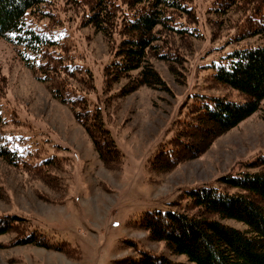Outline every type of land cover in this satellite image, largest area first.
<instances>
[{"label":"trees","instance_id":"1","mask_svg":"<svg viewBox=\"0 0 264 264\" xmlns=\"http://www.w3.org/2000/svg\"><path fill=\"white\" fill-rule=\"evenodd\" d=\"M62 1L58 6L53 0H0V39L15 48L20 61L46 84L54 99L72 110L103 163L118 170L124 156L104 119L102 96L104 101L108 96L121 98L142 86L170 91L152 59L172 64V72L177 74L175 66L187 57L179 49L180 44L187 45L190 39L201 36L196 24V0ZM209 5L208 12L217 17L240 13L231 20L243 36L236 40L264 34V0H211ZM69 12L110 41L100 88L92 68L80 63L81 58L70 49L67 37L56 35ZM44 19L48 20L45 24ZM208 67L212 69L207 77L210 88L235 89L242 100L228 95L196 94L172 124L171 137L151 158V170L175 169L191 156L202 154L208 147L205 148L206 143L262 109L264 45L236 48ZM122 80L125 84L117 88ZM97 91L101 95L92 99ZM6 107L0 101V158L37 177H49L68 162L58 147L46 151L25 134L9 130L7 126L14 121V114ZM197 135L200 140H196ZM245 168L219 177L215 186L203 184L185 189L181 200L172 203V209L146 211L130 220L134 228L147 231L151 239L164 241L172 253L187 255V262L145 250L132 240H127L126 246L134 247L138 255L126 262L264 264V155H258ZM226 219L243 222L247 227L231 226L224 223ZM27 221L18 213L0 214V236L20 230L21 225L24 228ZM16 238L19 245L68 248L65 242L53 244L44 231L33 225Z\"/></svg>","mask_w":264,"mask_h":264},{"label":"rangeland","instance_id":"2","mask_svg":"<svg viewBox=\"0 0 264 264\" xmlns=\"http://www.w3.org/2000/svg\"><path fill=\"white\" fill-rule=\"evenodd\" d=\"M53 1L58 6L63 2ZM210 2H195L201 36L188 40L187 45L180 44L179 49L187 57L175 66L177 74H173L172 64L152 59L170 91L142 86L125 97L108 96L104 101L102 96L104 119L124 156L118 170L103 163L72 110L54 99L46 84L20 61L15 48L0 39V101L14 114L7 128L25 134L46 151L58 147L59 154L69 158L49 177L30 175L0 158V214L18 213L28 219L24 228L19 226L21 231L13 229L0 236V264H128L126 259L136 257L138 252L126 246L127 240L172 260L188 261L187 255L172 253L164 241L151 239L147 231L134 228L130 220L146 211L172 209V203L181 200L185 189L215 186L219 177L246 170L250 161L264 155L263 101L260 111L206 143L208 147L202 154L191 156L168 172L150 169L151 158L171 137L172 124L196 94L242 100L235 89L208 86L212 70L208 65L236 48L264 45V34L236 40L243 36L231 20L240 13L217 17L208 12ZM68 15L70 12L65 23L57 27L56 35L67 37L80 63L92 68L100 88L110 41L81 24L80 16ZM124 84L122 80L116 87ZM96 94L100 91L93 93L92 99L96 100ZM199 135L196 140H200ZM224 223L247 227L235 219ZM30 225L44 231L53 244L65 242L68 248L17 244V235Z\"/></svg>","mask_w":264,"mask_h":264}]
</instances>
